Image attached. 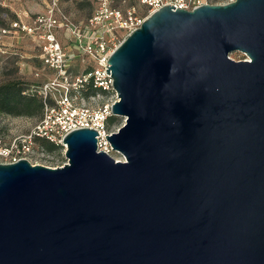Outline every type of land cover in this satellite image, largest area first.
<instances>
[{
	"label": "water",
	"instance_id": "1",
	"mask_svg": "<svg viewBox=\"0 0 264 264\" xmlns=\"http://www.w3.org/2000/svg\"><path fill=\"white\" fill-rule=\"evenodd\" d=\"M174 8L106 65L124 161L81 128L0 164V264H264V0Z\"/></svg>",
	"mask_w": 264,
	"mask_h": 264
},
{
	"label": "built area",
	"instance_id": "2",
	"mask_svg": "<svg viewBox=\"0 0 264 264\" xmlns=\"http://www.w3.org/2000/svg\"><path fill=\"white\" fill-rule=\"evenodd\" d=\"M138 1L145 12L134 6L120 9L114 5L115 0H97V7L86 22L77 26L60 12L57 0H49L45 13L30 16L26 13L24 20L11 21L9 28L1 31L2 35L13 31L34 40L42 70L50 78L39 86L30 84L23 90V95L42 100L43 114L28 134L14 137L7 144L0 139V164L21 159L31 165L39 164L33 162L39 140L58 147L64 154V137L81 128L97 131V150L113 158L114 151L105 137L111 134L107 132V120L111 105L117 100L112 78L106 70L111 53L163 6L192 10L203 4H218L215 0ZM60 33L67 38L66 44L60 42ZM114 160L124 161V158Z\"/></svg>",
	"mask_w": 264,
	"mask_h": 264
},
{
	"label": "rangeland",
	"instance_id": "3",
	"mask_svg": "<svg viewBox=\"0 0 264 264\" xmlns=\"http://www.w3.org/2000/svg\"><path fill=\"white\" fill-rule=\"evenodd\" d=\"M218 4H225L233 0H215ZM49 0H0V85L11 81L22 82L26 88L30 84L41 85L50 78V74L42 70L38 59L39 49L37 43L22 34L10 32L2 35L3 29H8L9 23L17 19L24 20L27 15L43 14ZM120 9L134 6L141 13L145 8L138 0H115L114 3ZM97 7V0H57V8L69 20L70 23L82 26ZM59 40L67 43V38L60 33ZM235 61L244 60L245 56L240 52L230 55ZM36 74L38 76L36 77ZM12 116L0 113V139L7 144L11 139L19 135L28 134L40 116ZM108 133L116 132L124 124L121 117L111 116ZM37 155L33 162L53 167L64 164L66 159L59 148H53L45 141H37ZM52 147V148H51ZM114 159L123 158L119 153L113 152Z\"/></svg>",
	"mask_w": 264,
	"mask_h": 264
},
{
	"label": "trees",
	"instance_id": "4",
	"mask_svg": "<svg viewBox=\"0 0 264 264\" xmlns=\"http://www.w3.org/2000/svg\"><path fill=\"white\" fill-rule=\"evenodd\" d=\"M22 85V82L17 81L0 85V113L12 116H33L34 114H40V120L44 109L42 100L36 96L23 95L22 92L25 88ZM109 118L107 120V129L111 122ZM50 146L58 148L51 144Z\"/></svg>",
	"mask_w": 264,
	"mask_h": 264
},
{
	"label": "flooded vegetation",
	"instance_id": "5",
	"mask_svg": "<svg viewBox=\"0 0 264 264\" xmlns=\"http://www.w3.org/2000/svg\"><path fill=\"white\" fill-rule=\"evenodd\" d=\"M37 149V148H36Z\"/></svg>",
	"mask_w": 264,
	"mask_h": 264
}]
</instances>
